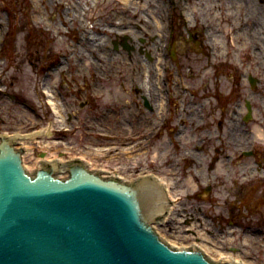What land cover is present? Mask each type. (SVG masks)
I'll use <instances>...</instances> for the list:
<instances>
[{"label":"rangeland","instance_id":"374dc122","mask_svg":"<svg viewBox=\"0 0 264 264\" xmlns=\"http://www.w3.org/2000/svg\"><path fill=\"white\" fill-rule=\"evenodd\" d=\"M141 1L0 0V133L51 126L24 146L29 171L76 157L106 177L155 176L189 212L156 228L173 247L264 264V171L241 155L248 102L264 125V0ZM125 35L146 43L116 48Z\"/></svg>","mask_w":264,"mask_h":264},{"label":"water","instance_id":"95a60500","mask_svg":"<svg viewBox=\"0 0 264 264\" xmlns=\"http://www.w3.org/2000/svg\"><path fill=\"white\" fill-rule=\"evenodd\" d=\"M21 135L0 133V264H241L159 235L153 225L173 200L158 178L103 177L76 157L43 160L30 173Z\"/></svg>","mask_w":264,"mask_h":264},{"label":"bare ground","instance_id":"6f19581e","mask_svg":"<svg viewBox=\"0 0 264 264\" xmlns=\"http://www.w3.org/2000/svg\"><path fill=\"white\" fill-rule=\"evenodd\" d=\"M132 2H134L135 4H137V5H141L142 4V1L141 0H139V1H137V0H131ZM136 1V2H135ZM96 46V45H95ZM160 56H162V54L160 55ZM161 58V57H160ZM60 66H61V64H60ZM59 66V67H60ZM159 90H161L160 89V87L158 86L157 87ZM160 93H161V91H160ZM49 103H50V106L52 107V109L54 110V112H55V114H56V117L60 120H62V109H61V105H60V103H59V101H58V99H57V97L53 94V91H52V93H50L49 95ZM165 96L164 95H162V98H164ZM63 118H64V116H63ZM52 134V129H51V126L48 128V129H46V130H41L40 132L38 131V132H35V133H32V134H30V135H28V136H26V135H21L22 137H21V139L19 140V145L18 146H21V145H23V146H27V144L28 143H36V142H38L39 140L38 139H40V138H43V137H45V136H49V135H51ZM29 149H30V147H28ZM98 151H96L98 154L99 153H101V151H104L105 149H97ZM28 153H30V152H27L26 154H28ZM25 154V151H24V153H23V155ZM26 156V155H25ZM24 156V157H25ZM43 160H47V161H53V160H48V158L46 157V158H42V159H39L38 161H36L34 164H33V168H30V172H33V170H35L36 168H38L40 165H41V163H42V161ZM62 163H67V162H69V161H71V160H68V161H63L62 159H59ZM24 164V163H23ZM25 166V165H24ZM88 166H90L89 164H88ZM25 168H27V167H25ZM90 169H93L91 166L89 167ZM66 174L67 173H65V174H61L60 175V177H63V178H66ZM113 175V174H112ZM104 176V175H103ZM146 176H152V175H146ZM116 177H119V178H122L123 179V177H121V176H116ZM141 177H145V175L144 176H141ZM155 177V176H154ZM124 181H127V182H133L134 181V179H132V180H130V179H123ZM160 180V179H159ZM161 181V180H160ZM163 184H164V182L163 181H161ZM167 190H168V192H169V196L172 198V200H173V204L172 205H170V208L168 209L169 210V214L167 215V217L165 218V220L163 221V223H159V224H154L153 226H154V228H157V230L160 232V227H162V226H164L165 225V223H166V227H169V228H173V229H176L177 228V226L176 225H179V224H181V221H182V219H183V217L186 215V214H189V212H188V210H186L185 208H184V206H183V203L182 202H178V203H174V202H176L178 199H176V197H180L181 195H179V194H177V195H173L172 193H170V191H169V188H167ZM198 216H196V218H197ZM194 226L195 227H198L197 226V223H194ZM201 226H203V223L201 224ZM179 228V227H178ZM177 228V229H178ZM156 230V231H157ZM157 231V232H158ZM161 231H164V229L163 230H161ZM170 244V243H169ZM171 245V244H170ZM195 245V244H194ZM172 247H173V245H171ZM195 246H197L199 249H201V250H203V248H206V247H203V246H199V245H195ZM175 247V246H174ZM203 251H205V250H203ZM229 258H231L230 256L229 257H224V259H229ZM231 259H233V258H231ZM235 262L237 261V259H233Z\"/></svg>","mask_w":264,"mask_h":264},{"label":"flooded vegetation","instance_id":"af4514ba","mask_svg":"<svg viewBox=\"0 0 264 264\" xmlns=\"http://www.w3.org/2000/svg\"><path fill=\"white\" fill-rule=\"evenodd\" d=\"M140 7L141 6H139L138 8H140ZM125 40H126V42L129 41L130 43H134L135 41H137L138 42L137 44H139V45H143L146 43L144 38H139V37H135V38L133 37L132 38L130 35H125L123 37L118 38V40L114 43L115 47L122 45L124 48L123 42H125ZM127 44H129V43L127 42ZM136 47H137V45H136ZM251 79L254 80V85H252L254 90H255V87L257 85H261V83L263 81L262 78H256L255 76L251 77V75H250V80ZM171 94L172 93L170 92V89L168 88L166 92L161 91V93L159 94L160 96L157 95L156 97L159 99V101H162V105L168 106L169 105L168 99L174 97V96H171ZM162 95H164L165 97L162 98ZM164 100H165V102H164L165 104L163 103ZM248 105H250V107H251V115H252L251 120H253V122L255 124V132H254L255 138L252 141V144L250 145V147L248 149L241 150V155L245 156L246 158H255L256 169L261 168L264 171V125H261V123L263 124V122L258 119V116L256 114V106L251 105L248 102L246 105L247 109H248ZM145 106L148 107L149 109L153 110V107H152L153 104L151 106V103L147 100V98L145 100ZM245 115L246 116H244V120L247 119L248 112ZM258 180L261 182H264V178H261V179L259 178Z\"/></svg>","mask_w":264,"mask_h":264}]
</instances>
